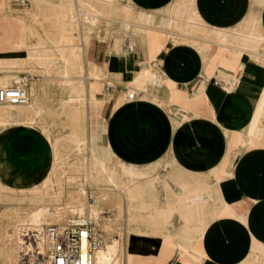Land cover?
<instances>
[{
	"label": "crops",
	"instance_id": "1",
	"mask_svg": "<svg viewBox=\"0 0 264 264\" xmlns=\"http://www.w3.org/2000/svg\"><path fill=\"white\" fill-rule=\"evenodd\" d=\"M4 1L0 0V4ZM26 1L30 9L32 2ZM69 2L78 5L80 0ZM115 3L129 10L115 14L105 9L90 15L91 21L95 19V25L88 31L89 66L94 74L90 83L100 84L97 91L102 102L91 108L90 101L85 107L79 102L68 103L75 98L71 91L50 90L43 84L48 78L37 73L23 74L30 79V96L32 99L36 96L31 103L36 101V106L24 114V122L0 129V186L25 191L43 185L54 172L61 147L69 144L79 155L77 141L83 136L87 145H95L100 162L109 169L116 164L115 170L123 179L120 184L134 188L141 185L139 181L150 179L144 184L154 185L152 197L147 195L146 188L147 204L156 205L157 194L161 193L156 210L168 205L169 218L178 211L186 225L193 227L176 235H160V242L164 243L160 247V242L152 237L154 234L136 235L134 244L142 240L157 248L154 254L133 264H170L174 257L173 264H243V261L264 264L256 245L264 244L263 117L258 125L264 106V0H115ZM18 15L22 13L8 8L0 10V57L8 64L15 59L14 51L23 49V43L25 50L36 49L32 47L38 39L32 36V30L43 38L42 29L29 25L28 16L25 19L30 33H24ZM132 17L142 28H127L136 25ZM122 26L125 27L122 32L116 33ZM77 29L80 44L73 49L84 50L81 20L72 26V33ZM115 34L120 38L121 48L128 49L131 43L134 46L123 54L122 60L112 54ZM168 35L187 40L199 35L206 42L174 44L166 38ZM148 36L152 37L151 43ZM210 52L215 54L211 56ZM26 57L25 52V60ZM98 68H103L104 79H97ZM3 69L10 70L5 75L0 72V78L17 70L16 64ZM119 74L121 81L115 77ZM79 77L74 75V83L79 82ZM132 78L137 79L138 86L124 82ZM57 81L61 88L65 87L64 76ZM243 83L250 85L251 90H243ZM130 93L134 94L133 100L127 99ZM113 94L121 96L124 102L112 103ZM56 124H67L69 131L52 137ZM17 126L23 128L17 130ZM39 135L47 143L46 150L37 145L31 147L32 140ZM84 156L90 158V154ZM93 175L99 181L92 187L88 185L82 195L79 188L85 174H73V201L68 209L83 203L89 207L100 200L104 219L103 214L114 208L111 206L116 204L117 196L123 200V211L132 209L124 193L112 191L106 178L97 171ZM178 196H185V200H180L183 203ZM149 199L154 201L150 203ZM7 209L8 205L4 207ZM240 219H246V224H241ZM211 228L216 234L208 233ZM6 259L8 264H14L13 255L7 254Z\"/></svg>",
	"mask_w": 264,
	"mask_h": 264
},
{
	"label": "rangeland",
	"instance_id": "2",
	"mask_svg": "<svg viewBox=\"0 0 264 264\" xmlns=\"http://www.w3.org/2000/svg\"><path fill=\"white\" fill-rule=\"evenodd\" d=\"M69 3H71L69 2V0H64L63 2L62 0H41L38 6L35 7L34 5H32L30 9H27V5H29V3L26 0H5L4 2L0 4V10L2 9L4 10L8 8L13 12L22 13V15H18V16L22 22L24 33L25 32L30 33V29H29L30 24L32 27H37L39 31H41L40 29H42L43 38H41L39 34L34 33V30L31 31L32 36L38 39L37 43L34 44L32 48H38L41 46H48V47L54 46L55 47V45L62 44L63 38L65 36L72 38L69 44L68 43L65 44L67 46H71L69 47V50L66 55L70 54L69 56V58L71 59L70 67L72 68L74 72H77L75 76H80L82 78L84 74L80 75L79 72H80V68L84 69L87 66V57H86L87 55L83 53L82 49H77V48L73 49L74 45L77 46L78 44H80V40H79L80 36L78 34L79 30L77 29L75 34L72 33V25L69 24L68 21L63 22L61 20V23H63L64 25V28L62 29L61 26L63 25H61L59 22L61 18L59 20L57 19L58 13H60L61 11L63 12L64 9L69 6ZM85 4L86 5L93 4L98 9H100L101 7V9L103 8V10L105 9L108 11L110 10L111 12H114L115 14H117L121 10L123 12L127 10L124 8L122 9L120 6H117L115 3V0H92L91 4L89 2H86L85 0H80L78 5H80L81 7L83 6L85 8L86 7ZM113 4L116 6V9ZM145 5H146V2H145ZM62 12L61 14H63ZM26 16H28L27 21L29 25L26 22V19H25ZM143 23H146V21ZM38 26H45L47 28L45 30V28H40ZM68 28H69V31H67ZM84 28L85 27L82 26V30H84ZM166 38L168 40H173L174 44L192 43L194 41L193 43H195L196 45H200L201 43L206 42L204 38H202L199 35L197 36L194 35L193 40L190 37L188 38L189 40H187V38L183 39L180 37L173 39L174 37H172L171 35L166 36ZM209 41L211 40H208V42ZM209 43H212V42H209ZM23 44H24V47H23L24 49L25 43ZM25 52L27 53V57L29 58L30 56L35 54L32 49L30 51L27 48V50L24 49L23 52L19 54V58L14 60L13 64L9 63V64L0 65V69H1L0 72H2L4 75L7 74V72H9L10 69H3V67L16 64V69H17L14 74L7 75L10 77L8 85L3 86L0 84V87H5V88L9 87L13 79L18 78L22 76L23 74H30L31 76L34 73H37L43 76V78L49 79L47 82L43 84L49 87L50 90L72 91L71 88L69 86H66L65 84H64L65 87L61 88L60 86L62 85L60 84V82L57 81L61 76H63L62 74L63 66L60 65L62 63L61 53H58L56 50L51 51V59L49 60L51 64L48 65L49 67L48 66L46 67L44 64L31 61L27 57L25 60L24 59ZM259 58H261V56H258V59ZM258 61H261V60H258ZM34 64H37V66ZM96 77L104 79L103 68L97 69ZM145 79L152 80L151 78H148V77H145ZM29 82H30V79H29ZM241 88L243 90H248V89L251 90L252 87L248 84L243 83ZM148 91H151V86H149ZM111 102L112 103H115V102L123 103L124 101H122L121 96H119L118 94L117 95L113 94V97H111ZM69 103H72V102H69ZM57 104L58 103H54V105H57ZM83 106H85V104L82 102L81 107ZM168 107L170 109V106ZM25 108H23V110ZM11 109H13L11 106L0 105V116H2L1 118H3V119L0 118V120L3 122L6 120L7 122L11 119L9 123L5 122L7 124L6 126L14 124L15 122L12 123L13 120L16 121L18 119L17 116H13L16 113H14ZM9 110H11V112ZM23 117L24 116H20L19 119L23 120L24 119ZM262 117H264V114L260 117L258 121V125L261 122L260 120L262 119ZM62 121H63V117L60 116L59 122H62ZM66 125H60V124H56V126L52 125L55 127L52 131V137L63 136L66 132H68L69 128ZM3 128L0 127V129H3ZM21 128L23 127L22 126L16 127L17 130ZM19 133L21 132H18V134ZM32 133L34 135L35 134L38 135L35 129H32ZM237 139H239V136H237ZM258 140L262 141V139H258ZM35 145L42 147L46 150L47 143L44 140V138L39 135L32 140L31 147H34ZM79 155L77 154V151L75 152L74 148L69 144L61 147V153L58 156V167L54 169V172L51 174L50 178L44 183L45 185H47L46 183H49V182L52 183V186L50 185V187L46 189L47 191L50 190L52 193H48L44 195L42 197V201H39V202L29 201L30 197L28 198V196H31V195H32L31 197L33 198L36 194L37 189L41 188V186L34 188L32 190H25V191L8 190L4 188L3 186L0 187V247H1L0 248V264H8V259H6L7 254L11 256L13 255L12 261L14 264H22L21 261L23 262V264H28L27 262L30 259V255H35V254L30 253L29 255L25 256L24 260H22V258L20 257L22 254V246L24 243H26L25 241L23 242V240H26V237L34 236V238H36L35 240L37 244L35 245L33 244L34 242L33 237H31V242H32L31 244L34 248L35 246H37V248L40 251V248L38 245L40 238L36 235V232L34 231L35 228H38V230L40 231L42 227L44 229L45 226L47 225H60V226L65 225L74 216H89L88 210L85 212V215H79L77 214L78 212L77 209L79 207L75 208L76 210L68 209L71 207L70 204L73 201L72 192H71L73 188L72 176L73 174H80L81 176H83V168H84L85 162L81 160V156ZM112 165H113V168L115 169L116 164H112ZM60 180H62V183L58 182ZM149 180L139 181L141 185L136 186L138 188L136 187L133 188V186H128L129 189L123 188L121 191H117L109 187L112 191L124 193L129 198V201H130V204L128 206L132 208L128 211L127 209L126 211H123L122 210L123 200L121 196H117L116 204L111 206L114 208H111L110 210L105 211V213L103 214L104 219L102 217L100 222L98 223L96 222V224L94 223L95 227H97L98 231L101 234L102 240L104 241L103 246L105 245L106 251L109 250V257H110L111 264H128L129 260L131 259V256H134V255L137 256L136 254L137 252L138 254L141 255V257H145V256L152 255L155 253V250L151 249L150 244H148L145 241L138 240L134 244L133 240L136 238V235H139L138 233L140 231L154 234L152 237L160 242V239L162 238L164 234L170 233L172 235H176L178 233H181L183 229L193 228L192 226H190L191 224L186 225L183 219V216L181 215L182 211L180 212L181 214H179L178 211H174L171 218H169L170 212L168 211V205H166V209L156 210V208L159 206V203H158L159 199L162 198L161 193L157 194L159 199L156 200V205L154 204L153 206L151 204H147V201L145 199L146 188L149 193L147 195L149 197H152L151 192H150L151 190L149 189L148 186H145L149 182ZM83 182L84 181L82 179L81 185L83 184ZM157 183H158V180H157ZM89 195L90 194H88L87 196L88 202L91 201V197ZM166 198L168 201V196ZM149 201L151 203L154 200L149 199ZM2 204H5V206H3ZM6 205H8V209L4 210V207H6ZM44 206H48L50 209L58 213L59 215L56 216L57 218L56 217L54 218L44 217L41 214L42 207ZM180 215H181V218H180ZM34 221L37 223L41 221L43 222L44 225H40L39 227V224L33 223ZM175 223L177 226L176 225L173 226V224ZM15 226H18L17 227L18 232L16 231L17 237L14 236V238H11L10 234L13 233V229H15ZM170 230H172L173 232H171ZM26 232L28 233L25 234ZM20 234H22L23 236L20 237V241H19ZM139 236H142V235H139ZM162 244L164 243L160 242L159 247ZM153 247L155 248L156 246H153ZM12 248L14 249V253L10 254L9 251H11ZM34 252H35V249H34ZM252 253L253 251L250 250L249 254H252ZM135 258L137 259L138 256ZM175 259L176 257H174V259L171 260L170 264H173L175 262ZM242 263L244 264V261Z\"/></svg>",
	"mask_w": 264,
	"mask_h": 264
},
{
	"label": "bare ground",
	"instance_id": "3",
	"mask_svg": "<svg viewBox=\"0 0 264 264\" xmlns=\"http://www.w3.org/2000/svg\"><path fill=\"white\" fill-rule=\"evenodd\" d=\"M73 1V0H72ZM41 2V0H32V5H34L35 7L39 5V3ZM4 4V3H3ZM91 4V3H90ZM86 5V4H85ZM97 5V4H96ZM114 5V4H113ZM102 6V5H100ZM115 6V5H114ZM2 7V6H1ZM89 7H91V9H88ZM109 8V7H108ZM112 8V7H111ZM113 9V8H112ZM115 9H116V6H115ZM123 9V8H122ZM3 10V9H2ZM104 11L103 8L101 9H98L96 8V6L93 8V6L91 5H86V7L84 8L83 6L81 7L80 5H76V4H73V2L69 3V6L67 8L64 9V11L62 12L63 14L61 15V19L60 21L62 20L63 22L64 21H68L69 24H71L72 26L75 24L77 25L78 24V20L80 21L81 20V25L84 28V30H82V38H83V43H84V47L85 49L83 50V53L85 55H87V66L86 68H80V72L79 74L80 75H83L82 78L80 77L79 79V83H74V81L76 80V78H74V75H76L77 72H74L72 70V68L70 67L71 66V59L69 58L70 54L69 55H66L68 50H69V47L71 46H67L65 45L66 43L69 44V42H71L72 38L70 37H67L65 36L63 38V42L62 44H59V45H55V47H48V46H41V47H38L36 49H33L34 51V55L27 57L28 59H30L31 61H34V62H38V63H41V64H44L46 67L48 65H50V59H51V51L53 50H56L58 53H61L62 56H61V60H62V63H63V67H62V74L64 76V84L66 86H69L71 88V92L74 94L75 98H71L70 100H68L69 102H74V103H77V102H80V103H84L85 105H87V102L90 101L89 103V106L91 108L92 105L98 103V102H102V98H101V95L99 94V92L97 91V87L100 86V84H92L90 83V78L92 76H94L92 70L89 66L90 64V59H91V56H90V52L88 51V47H89V42H90V35H89V28L90 26L93 27V24L95 25V19L93 16V19L91 21L90 19V15H94L96 13H99V12H102ZM110 11V10H109ZM114 11V10H113ZM127 11V10H126ZM90 13H93V14H90ZM80 17V18H78ZM92 17V16H91ZM133 22H137L136 18L132 17L131 18ZM195 19V18H194ZM100 20V19H99ZM136 20V21H135ZM190 20V19H189ZM256 20V19H255ZM194 21V20H193ZM92 22V23H91ZM98 22V20L96 21ZM190 22V21H188ZM257 22V21H256ZM255 22H253L251 25H253ZM259 23V22H257ZM91 24V25H90ZM121 24V22H120ZM122 25V24H121ZM125 25V24H124ZM127 25V24H126ZM249 25V24H248ZM133 26V25H132ZM128 27L127 25V28H129L130 30L133 29V28H137V27H140V26H137V23L135 26L133 27ZM123 27H119L116 31L117 32H122L123 30ZM125 28V27H124ZM142 28V26L140 27ZM251 28V26L249 27ZM145 29V28H144ZM96 30V29H95ZM125 30V29H124ZM216 32V31H215ZM221 32V31H220ZM115 33V32H114ZM226 33V32H224ZM219 36V35H218ZM217 36V37H218ZM224 35L220 36L223 38ZM226 36V35H225ZM246 36V35H244ZM263 36V33L261 32V36ZM248 37V36H247ZM250 39L252 38V36H250ZM248 37V38H249ZM260 37L257 38V42H259L261 39ZM264 37V36H263ZM150 41V43L152 42V37L151 36H148L147 37ZM228 39V38H226ZM225 40V39H224ZM61 41V40H60ZM115 44L113 46V51H112V54L113 55H116L117 57H119L120 60H122L123 58V54H126L128 53V50H131L134 48L133 44H129V47L128 49H124V47H120L119 46V41H120V38H118L115 34ZM228 41V40H227ZM248 42V41H247ZM250 42V41H249ZM59 43V42H58ZM226 43V42H225ZM263 43V42H262ZM83 46V45H82ZM256 46V45H255ZM193 48V47H192ZM24 49H21L19 48L18 50L14 51L15 52V59L16 60L17 58H19V54H21V52H23ZM72 50V49H71ZM201 52V51H200ZM211 53V52H210ZM215 52H212L210 55H214ZM202 55V54H200ZM204 57V56H203ZM201 57V58H203ZM21 58V57H20ZM155 59V58H154ZM3 60V57H0V65L2 64H8L7 61H2ZM53 60V59H52ZM22 61V60H20ZM49 61V62H48ZM119 61V60H118ZM203 61V60H202ZM16 62V61H15ZM117 62V61H116ZM17 63V62H16ZM10 64H13L12 61H10ZM45 67V68H46ZM49 67V66H48ZM48 69V68H47ZM84 70V71H83ZM46 71V70H45ZM83 71V72H82ZM149 71V70H148ZM143 72V71H142ZM46 73V72H45ZM150 75L151 78L153 79V75L150 73V72H147V76ZM98 76V75H97ZM119 76H121L120 74L119 75H115L116 78H118V80H120ZM129 76V75H128ZM20 78H23L24 79V85H26V91H27V94H28V102L26 105H23V106H20V105H2V106H11L13 109H11L14 113H16L15 115L13 116H17V120L14 121L12 123H19V122H24V119H19L20 116H24V114L28 113L31 111V109L33 107L36 106V101L32 102L31 104V100H34L31 98L30 96V93H29V80H28V76H25V75H22L20 76ZM227 79V77H225ZM17 79V78H16ZM98 80H100V78H97ZM128 79V78H127ZM235 79V78H234ZM9 80H10V77L9 76H4V77H1L0 78V84L3 85V86H6L8 85L9 83ZM121 81V80H120ZM137 79L136 78H132V81L131 80H126L124 79V82L127 83L128 85L130 86H133V87H136L138 86L139 84L136 82ZM236 81V80H234ZM171 84V83H170ZM236 84V83H234ZM108 85V83H107ZM112 85V84H111ZM169 85V84H168ZM226 85V84H224ZM229 85V84H228ZM230 86V85H229ZM106 87V86H105ZM112 87V86H111ZM115 87V86H114ZM227 87V86H226ZM233 85H231L230 88H232ZM235 87V85H234ZM8 88V87H6ZM108 88V87H107ZM115 88H113L114 90ZM31 90V89H30ZM33 90V89H32ZM89 90L90 91V95H89V98H87L88 96H86V91ZM109 90V89H108ZM200 90H203V84L200 86ZM42 92V91H41ZM88 92V91H87ZM110 93V92H109ZM39 94V93H38ZM88 95V94H87ZM110 95V94H109ZM41 97V96H40ZM39 98V97H38ZM109 99V98H108ZM105 100V98H104ZM107 101V100H106ZM68 102V103H69ZM38 103V102H37ZM1 105V104H0ZM26 107V108H25ZM46 107V106H45ZM85 107V106H83ZM88 107V106H87ZM23 108H25L23 110ZM11 110H9L11 112ZM90 110V109H89ZM8 111V113H9ZM88 111V110H87ZM88 113V112H87ZM2 114V113H1ZM178 114V113H177ZM264 114V106L262 108V111H261V116ZM12 116V117H13ZM260 116V117H261ZM2 116H0L1 118ZM264 118V117H263ZM3 119V118H1ZM8 119V118H7ZM88 119V118H87ZM11 120V119H10ZM9 120V121H10ZM9 121H7L9 123ZM261 121V120H260ZM6 120L3 122L0 120V127H5L7 124ZM251 134V132H250ZM252 136V134H251ZM253 137V136H252ZM58 143V142H57ZM88 142L85 141V139L83 138V136L79 137V140L77 141V145H78V150H79V153L81 155V160L85 162V165H84V168H83V173L85 174V178H84V182L83 184L81 185V187L79 188L80 189V192L82 195H85V190H86V187L89 186H93L95 185V183H97L99 180L96 179L95 175H93V171H97L98 174L100 175H103L106 179V183H107V186L110 187L111 189H114V190H117V191H121L123 188H127L129 189V187H125L123 186L122 184H120L121 180L122 179V176L120 175V173L115 170L114 168L113 169H109L107 167V165L105 163H103L102 161L100 162V160L97 159V156L96 154H98V152H96V147L93 143H91L90 145H87ZM54 152V151H53ZM87 153L90 154V158L88 157H83L85 154ZM84 154V155H82ZM56 156V155H55ZM90 160V161H88ZM103 160V159H102ZM106 162V161H105ZM108 164V162H107ZM58 167V163L55 164V167L54 169H56ZM113 167V166H112ZM117 171V172H116ZM177 171H181L180 169H178ZM59 183H62V180L58 181ZM47 185H41V188H38L37 191H36V194L35 196L32 198L31 196H28V198L30 197L29 201H35V202H39V201H42V197L48 193H52L50 190L47 191L46 189L48 187H50V185L52 186V183L49 182V183H46ZM154 185H152L151 187H149L150 190H152L151 188H153ZM2 187V186H0ZM46 190V191H45ZM129 193V192H128ZM211 194V193H209ZM213 195V194H212ZM211 196V195H210ZM217 196V194H216ZM212 197V196H211ZM169 198V197H168ZM217 198V197H216ZM96 199V198H95ZM178 201L180 200H185V196H178ZM216 200V199H215ZM49 201V200H48ZM218 201V200H217ZM180 203H183V201H180ZM89 208V209H87ZM76 210V209H75ZM88 210V214H89V217H91V219L93 220V223L96 224V222H100L101 218H102V208H101V205H100V200L96 201L95 203H93L91 206L88 207V205H85L84 203L81 204L79 206V208L77 209V214L79 215H85V212ZM233 211V210H232ZM41 214L44 216V217H48V218H54L56 216H58L59 214L56 213L55 211H53L52 209H50L48 206H44L42 207V210H41ZM41 215V216H42ZM38 216V215H37ZM35 216V217H37ZM57 218V217H56ZM55 218V220H56ZM215 218V217H213ZM37 219V218H36ZM241 221V224H246V219H240ZM35 224H39V227L40 225H44L43 222L39 221L38 223L37 222H33ZM48 226V225H47ZM56 226H60V225H56ZM63 226V225H62ZM17 227L18 226H15V229H13V233L10 234L11 235V238H14V236H16V231H17ZM61 227V226H60ZM44 230L45 228L43 229V227L40 229V231L38 230V228H35L34 231L36 232V235L40 238L39 240V248H40V251L39 249L37 248V246H35V248L32 246V242H31V236L30 237H26V240H23V242L25 241L26 243L23 244L22 246V254H21V258L22 260L25 259V256L29 255L30 253H34L35 255H30V259L28 260V264H47V252H46V248H45V245H44ZM18 232V231H17ZM28 232H26L25 234H27ZM208 233H214L216 234V231L215 229H210L208 230ZM139 235H142V236H151L150 233H147V232H144V231H140L138 233ZM23 235L20 234L19 236V241H20V237H22ZM25 236V235H24ZM17 237V236H16ZM25 238V237H24ZM30 238V239H29ZM28 239V240H27ZM36 238H34L33 236V244H37L36 243ZM22 240V238H21ZM103 243L104 241L102 240L101 242V245L99 247V249L97 250V252L95 253V259H94V264H111L110 263V257H109V250L106 251V248H105V245L103 246ZM181 244V243H180ZM258 249L260 250V254L263 256V259H262V262H264V244L263 243H256ZM149 246V245H148ZM151 246V249H154L155 248ZM34 249H35V252H34ZM16 250V249H15ZM212 251V249H211ZM112 252V251H111ZM209 252V251H208ZM10 254H13L14 253V249L12 248L11 251H9ZM138 258H141V255L138 254V252L136 253ZM134 255V254H133ZM137 256H131V259L129 260V263L128 264H133V262L135 260H137L135 257ZM209 256V255H208ZM21 260V259H20ZM21 263L23 264V262L21 261Z\"/></svg>",
	"mask_w": 264,
	"mask_h": 264
},
{
	"label": "built area",
	"instance_id": "4",
	"mask_svg": "<svg viewBox=\"0 0 264 264\" xmlns=\"http://www.w3.org/2000/svg\"><path fill=\"white\" fill-rule=\"evenodd\" d=\"M134 99V94L128 95ZM28 94L24 79H13L8 88L0 87L1 105H26ZM32 235V234H31ZM33 237V236H31ZM47 264H94L102 237L89 216H74L63 225H48L44 230Z\"/></svg>",
	"mask_w": 264,
	"mask_h": 264
}]
</instances>
